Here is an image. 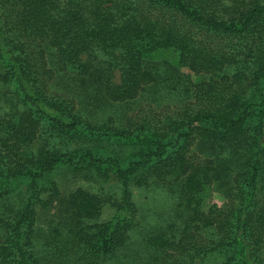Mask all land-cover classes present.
I'll use <instances>...</instances> for the list:
<instances>
[{
	"label": "trees",
	"instance_id": "obj_1",
	"mask_svg": "<svg viewBox=\"0 0 264 264\" xmlns=\"http://www.w3.org/2000/svg\"><path fill=\"white\" fill-rule=\"evenodd\" d=\"M163 50L173 61L153 57ZM0 83L12 86L0 113V264H208L224 252L211 264H264V0H0ZM147 90L183 103L129 115ZM48 121L146 148L125 164L92 148L34 149ZM83 163L107 166L120 197L38 187ZM21 180L28 195L13 206ZM150 182L175 205L141 228L131 186ZM106 205L114 216L98 220Z\"/></svg>",
	"mask_w": 264,
	"mask_h": 264
},
{
	"label": "rangeland",
	"instance_id": "obj_2",
	"mask_svg": "<svg viewBox=\"0 0 264 264\" xmlns=\"http://www.w3.org/2000/svg\"><path fill=\"white\" fill-rule=\"evenodd\" d=\"M153 57L158 61H173L174 53L171 50H163L154 53ZM179 74L181 76L190 75L191 72L187 68L176 65ZM119 72L115 71L113 80L119 81ZM12 89L11 85H2L0 83V113L6 111L9 107V103L3 100L4 91L10 95ZM183 93V92H182ZM183 95L177 92L163 93L160 92L155 95L147 90L142 92V95L131 104V109L127 111L129 115L136 114L139 110L146 108L151 113L154 111L157 117L163 116L159 113L164 108L165 112L173 111L175 108L181 106L183 103ZM190 99H185L188 101ZM164 111V110H163ZM125 112V110H124ZM205 142H199L193 145V149L203 155L205 150ZM44 148L48 152H70L71 154H79L85 148H92L96 152L104 155H111L118 159L122 164H125L128 160L138 157L143 153L145 146H133L126 143L108 142L100 138L89 137L83 133H65L55 129L49 121L43 127V132L40 139L36 142L34 149ZM242 170L245 168V159H240ZM234 173L232 174V176ZM229 177V179L232 178ZM51 182H55L60 191L67 194L69 191L74 190L78 187L97 191L100 188H104L105 191L110 193L114 199H118L121 194L120 183L113 177L112 171L107 166H96L83 163L78 169L71 168L68 166H61L52 172L46 174L43 178L39 179L38 187L40 190H44L49 187ZM235 183L233 181L228 182L227 186L232 187ZM132 200L138 209V220L141 228L155 227L156 222L158 223L162 218H167L169 210L175 205V198L169 194V192L160 186L150 182L148 186H131ZM28 195V182L23 180L12 183L11 198L9 203L13 206L25 200ZM225 190L224 187L218 183L215 184L213 192L211 193V201L221 205L225 202ZM41 213L40 215H43ZM115 209L110 205H106L102 210L98 220H107L114 216ZM44 217V216H42ZM41 217L37 221L38 228L46 226L45 220ZM38 248V245L36 244ZM227 254L220 253L213 255L208 259V264L220 263L226 258Z\"/></svg>",
	"mask_w": 264,
	"mask_h": 264
}]
</instances>
